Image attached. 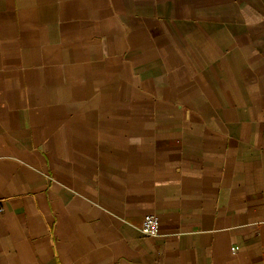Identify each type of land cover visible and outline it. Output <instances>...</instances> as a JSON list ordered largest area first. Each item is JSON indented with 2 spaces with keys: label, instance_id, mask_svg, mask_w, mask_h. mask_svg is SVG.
<instances>
[{
  "label": "crops",
  "instance_id": "1",
  "mask_svg": "<svg viewBox=\"0 0 264 264\" xmlns=\"http://www.w3.org/2000/svg\"><path fill=\"white\" fill-rule=\"evenodd\" d=\"M0 203V264H264V0H0Z\"/></svg>",
  "mask_w": 264,
  "mask_h": 264
},
{
  "label": "built area",
  "instance_id": "2",
  "mask_svg": "<svg viewBox=\"0 0 264 264\" xmlns=\"http://www.w3.org/2000/svg\"><path fill=\"white\" fill-rule=\"evenodd\" d=\"M3 210L2 204L0 203V212ZM141 235L144 238L153 239L159 234V221L155 215H147L142 219L140 226Z\"/></svg>",
  "mask_w": 264,
  "mask_h": 264
}]
</instances>
